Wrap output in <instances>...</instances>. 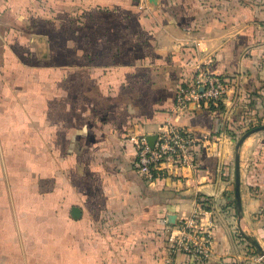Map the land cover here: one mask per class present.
Returning a JSON list of instances; mask_svg holds the SVG:
<instances>
[{"label":"crops","instance_id":"crops-1","mask_svg":"<svg viewBox=\"0 0 264 264\" xmlns=\"http://www.w3.org/2000/svg\"><path fill=\"white\" fill-rule=\"evenodd\" d=\"M198 70L229 81L221 110L177 109ZM166 123L192 165L150 182L130 136ZM261 124L264 0H0V264H163L196 210L206 264H264V129L234 196Z\"/></svg>","mask_w":264,"mask_h":264},{"label":"built area","instance_id":"built-area-1","mask_svg":"<svg viewBox=\"0 0 264 264\" xmlns=\"http://www.w3.org/2000/svg\"><path fill=\"white\" fill-rule=\"evenodd\" d=\"M228 85L227 78L198 70L186 85L175 88V105L181 112L186 111L190 103L200 107H216L222 103ZM130 139L136 147V169L150 182L168 174L171 168L192 165L188 150L198 140L191 130L172 123L159 127L152 146L145 134L131 135ZM198 218V210L180 217L176 231L169 234L163 264H175L174 255L177 252L185 253L199 264L208 262L212 254L211 235L208 229H199Z\"/></svg>","mask_w":264,"mask_h":264},{"label":"water","instance_id":"water-1","mask_svg":"<svg viewBox=\"0 0 264 264\" xmlns=\"http://www.w3.org/2000/svg\"><path fill=\"white\" fill-rule=\"evenodd\" d=\"M264 129V124L261 125H257L255 127H252L250 129L245 130L240 137L235 141L234 144V149L236 152V158H235V179H234V184H235V189H234V196H235V204L237 207V210L240 211L241 210V203H240V194H239V161H238V157H237V152L238 149L242 143V141L251 133L259 131ZM147 136V141L149 143L150 146L153 145L155 138H156V134L153 135H146ZM248 241L251 242V244L255 247L256 253L259 256V258L264 261V250L261 248V246L256 242L255 239H252L251 237H247Z\"/></svg>","mask_w":264,"mask_h":264},{"label":"trees","instance_id":"trees-1","mask_svg":"<svg viewBox=\"0 0 264 264\" xmlns=\"http://www.w3.org/2000/svg\"><path fill=\"white\" fill-rule=\"evenodd\" d=\"M208 72V71H207ZM210 74H213V75H217V76H221V77H225L226 78V76H224V75H222V74H216V73H211V72H209ZM189 82V81H188ZM187 81H185V82H183V83H179L178 85H186L187 83H188ZM177 85V86H178ZM176 86V87H177ZM175 87V88H176ZM207 108V107H206ZM209 109H212V110H221L222 109V103H220L218 106H216V107H209ZM193 145V144H192ZM192 145L189 147V153H190V151H192Z\"/></svg>","mask_w":264,"mask_h":264}]
</instances>
